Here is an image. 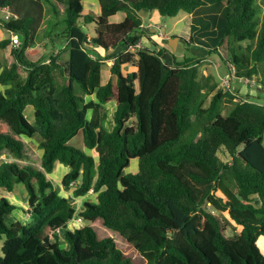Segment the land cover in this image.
Returning a JSON list of instances; mask_svg holds the SVG:
<instances>
[{
  "label": "trees",
  "instance_id": "1",
  "mask_svg": "<svg viewBox=\"0 0 264 264\" xmlns=\"http://www.w3.org/2000/svg\"><path fill=\"white\" fill-rule=\"evenodd\" d=\"M97 1L96 17L83 0H0V27L20 41L14 61L0 66V156L12 158L0 160V190L23 185L29 214L7 225L15 205L0 197V264H264V105L217 89L210 76L203 83L199 69L225 48L235 77L264 89V0ZM141 10L190 15L185 45L203 55L179 62L165 48L129 52L140 41ZM118 12L125 18L110 23ZM56 21L59 34L49 29ZM44 24L50 45L59 37L66 44L32 61ZM102 51L117 53L105 84ZM112 101L108 129L100 113ZM79 131L96 159L68 144ZM35 136L41 154L26 141ZM132 160L137 172L124 173ZM56 163L68 168L64 190L78 182L72 197L92 190L96 199L76 210L47 177ZM74 217L84 226L70 228ZM95 223L118 233L135 258L98 238Z\"/></svg>",
  "mask_w": 264,
  "mask_h": 264
},
{
  "label": "rangeland",
  "instance_id": "2",
  "mask_svg": "<svg viewBox=\"0 0 264 264\" xmlns=\"http://www.w3.org/2000/svg\"><path fill=\"white\" fill-rule=\"evenodd\" d=\"M261 3V1L259 2V4ZM84 4V3H83ZM59 8L60 13L63 10V7L61 5H57ZM140 17L142 19V30L141 28L138 30V32L140 33V40H142V47L143 48H147L150 51H155L158 49V46H156L154 44V42H157L159 45H162L165 47V49H168L171 51V53L174 55V57L176 58L177 61L181 62L184 60V58H195L198 57L197 55H203V50H197L195 51L193 48L188 47L185 45V38L187 39L190 36L189 33V21H190V15H186L183 13L178 14L176 17L174 18H162L157 11H148V10H141L140 11ZM261 12V11H260ZM260 12L257 10V17L261 18V14ZM187 16H189V21L187 19ZM118 18L119 21H118ZM51 21V20H50ZM121 21V15H119L118 17L114 18L112 20L111 23H119ZM57 23V21H56ZM45 24L46 21H45ZM44 24V26H45ZM42 27L39 31L38 34V38L39 40L37 41V45L36 48L37 50L42 53L44 52L45 48H50L51 46L55 49H63V47L66 44V40L62 37L56 38L54 39L53 43L50 45V41L49 38L44 36L45 34V27ZM63 26L60 23H57L54 26H50V31H53V33L59 34L62 30ZM94 24H88L85 26V32L88 33V35L92 36L94 35ZM160 28H163L164 31L162 32L164 35L162 36V38H165V36L168 39H172L175 38L176 40H173L171 43V45L173 46V50L171 49V46L169 45V40L167 41L166 39H161L158 37V35L160 34ZM11 37V34L6 31L5 29L0 27V40L3 37ZM148 35L151 37H148ZM40 36V37H39ZM159 38V39H158ZM178 38V39H177ZM8 40V39H7ZM4 41V40H1ZM0 41V42H1ZM12 50V46L10 45ZM3 50V51H1ZM116 51H119L116 50ZM3 53V57H0V66L2 65L1 62L4 63V61L6 62V65H8L9 62H13L14 59L13 57L10 55H8V52H6L4 49L0 48V54ZM116 52H109L105 55H101V56H105L106 61H104V65L102 66L101 69V81L103 84H105L106 80H108L110 77V67L112 65V58L114 55H116ZM167 55H170V53L168 52ZM220 56V57H219ZM219 56L218 55H212L210 57H207L205 60L201 61V63L199 64L200 67V75H201V79L202 82H206L207 76L211 77V82H216L217 83V89H220V84H221V80L226 76V74L228 73L229 68L223 63V59L222 58H227V51L225 50V48H220L219 50ZM39 56H34L33 60L37 59ZM125 70L132 72V71H136L135 67H129V68H125ZM21 76L24 77L25 74L24 72L21 71ZM106 79V80H105ZM263 85H264V80H262ZM240 90L242 92H240ZM74 91L77 95H81L80 94V90H79V85L78 84H74ZM231 91L237 93L238 98H245L246 96L244 95H248L250 97H255L258 98V102H260L261 104L264 105V89H261V86L259 85H253V87H248L247 84L245 82H243L241 79H238L235 77V79L232 82V87H231ZM244 94V95H243ZM89 100H94V96H85V101H89ZM115 106V102H109L104 106L103 111H101L100 116L104 117L103 122L105 123V127L108 129H111L113 126V120H112V114H113V109ZM24 115L27 119V121L30 124L34 123V111L32 109V107L28 106L26 107L25 111H24ZM91 117V112H89L87 114V119H90ZM134 124V120H130L128 122V125ZM40 140L39 136H35L33 139H28L26 140L27 143L29 145H31V147L39 154V152L41 153V150L37 149V141ZM68 144L76 147L78 149H82L84 148L83 145V135L82 132L79 131L75 136H73L69 141ZM87 154L92 155L95 159L97 158V154L96 152L93 151H85ZM0 160H12V158L10 156L7 155H2L0 156ZM67 167H65L63 164L61 163H57L53 169V171L49 174V180L53 183L54 188L60 193V195L62 196H66L69 198V200H71L70 202L72 203V206L76 209V210H80L83 206V203L85 201H83V199L80 201V199L78 198H73L72 197V192H73V188H70L69 190H64L61 186V179L65 173ZM138 169V161L137 160H132L130 162V165L127 169H125L124 173H135L137 172ZM87 197H90L91 199L94 200V198H96L95 194H93V192H90L86 195ZM0 197H5L6 199H8L11 203H13L15 205V210L13 211V213L6 217L5 219V223L7 225H10L11 223L18 221L20 223H24V221H26L28 219V214H26L25 210L28 209L27 207V192L25 191L23 185L18 184L15 186L14 190L12 193H8L4 190H0ZM82 198V197H79ZM252 200L254 201V203L257 202V198L256 197H252ZM222 223L224 224V228H225V235L226 236H233V234L235 233V226L234 224L228 220L226 217H221ZM221 223V224H222ZM222 224V226H223ZM76 227H82L84 224H73ZM73 226V227H74ZM94 228L97 232L98 238H105V237H111L113 238V240L116 242L117 246L123 250L124 252H126L127 254H129L130 256H132L133 258H135L133 252L131 251V249L128 248L127 244L125 243V241L121 238V236L113 231H110L106 228H104L102 225L95 223L94 224ZM58 236L60 238V241L63 243L64 241V233L62 231L58 232ZM2 244V241L0 242V246ZM63 246H65L63 244ZM260 246L264 249V246L262 244V242H260Z\"/></svg>",
  "mask_w": 264,
  "mask_h": 264
},
{
  "label": "crops",
  "instance_id": "3",
  "mask_svg": "<svg viewBox=\"0 0 264 264\" xmlns=\"http://www.w3.org/2000/svg\"><path fill=\"white\" fill-rule=\"evenodd\" d=\"M83 5H84V13H92V14H94L96 17L100 14V7H99V3H98V1L97 0H83ZM140 13L141 12H139V16H140ZM119 15H121V21L125 18V14L124 13H121V12H118L116 15H114V16H112V17H110L108 20H109V22L111 23L112 22V20L114 19V18H116V17H118ZM119 19L120 18H118V21H119ZM187 19H188V21H189V16H187ZM191 19V18H190ZM120 21V22H121ZM189 24H190V21H189ZM142 26H143V24H142ZM45 27V26H44ZM188 29H189V26H188ZM141 30H142V28H141ZM164 31V29L163 28H160V33L161 34H159L158 35V37L160 38V40L162 39H166L167 40V37L165 36V38H162V36L164 35L162 32ZM142 32H143V30H142ZM94 35H88V37L89 38H91V37H93ZM148 37H150L149 35H148ZM151 38V37H150ZM158 38V39H159ZM185 38V40L187 41L188 39L186 38V37H184ZM7 39H9L10 40V35H9V37H3L1 40H7ZM178 39V38H177ZM0 40V41H1ZM169 40V39H168ZM167 40V41H168ZM139 44L142 46V40H140L139 41ZM154 44L156 45V46H158V48H165L164 46H162V45H159L157 42H154ZM10 43H9V45H7L5 48H1V49H4L6 52H8V55H10L11 54V47H10ZM12 46V45H11ZM38 46V45H37ZM52 48V46L50 47V48H45V50H44V52H42V53H40L39 52V54H38V56H41V55H43V54H46V53H48V51L50 50ZM1 51H3V50H1ZM172 51H174L173 49H172ZM109 52H111V51H109ZM109 52H104V51H102V52H100V54L101 55H105V54H107V53H109ZM3 53H1L0 54V57L2 56L3 57ZM39 58V57H38ZM37 58V59H38ZM37 59H35V60H37ZM31 60H33V59H31ZM35 60H33V61H35ZM2 64H5L6 62L4 61V63L3 62H1ZM12 62H9L8 63V65H10ZM127 69V68H126ZM110 77V76H109ZM106 80V79H105ZM107 81V80H106ZM101 83H102V81H101ZM103 84V83H102ZM240 92H242L241 90H240ZM244 95V94H243ZM114 109H115V106H114ZM114 109H113V111H114ZM39 141H37V143H38ZM36 143V144H37ZM81 150H83V151H85V149L84 148H82ZM39 154H41L40 152H39ZM57 164V163H56ZM68 172V168H66V170H65V173H64V175L66 174ZM63 175V176H64ZM49 175H47V177H48ZM49 178V177H48ZM66 197V196H65ZM96 197V196H95ZM66 198H68V197H66ZM74 198V197H73ZM69 199V198H68ZM78 199H80V201L83 199V201H94L96 198H94V200L93 199H91L90 197H87V196H85V197H82V198H78Z\"/></svg>",
  "mask_w": 264,
  "mask_h": 264
},
{
  "label": "built area",
  "instance_id": "4",
  "mask_svg": "<svg viewBox=\"0 0 264 264\" xmlns=\"http://www.w3.org/2000/svg\"><path fill=\"white\" fill-rule=\"evenodd\" d=\"M5 12V16L8 17L9 16V13L7 11H4ZM12 45L13 46H18L19 45V41L17 40L16 37H12ZM136 48L139 47L138 45L135 46ZM235 79V71L234 69H232L231 71L228 72V74H226V76L221 80V88L226 91V90H230L231 87H232V81ZM243 82H245L247 85L251 83V85H255V80H245V79H242ZM76 185L75 182H73L71 184V186H74ZM82 224L83 223V220L80 218V217H74L72 219V221L70 222L69 226L70 228H78L76 226H74L73 224ZM74 226V227H73Z\"/></svg>",
  "mask_w": 264,
  "mask_h": 264
},
{
  "label": "clouds",
  "instance_id": "5",
  "mask_svg": "<svg viewBox=\"0 0 264 264\" xmlns=\"http://www.w3.org/2000/svg\"><path fill=\"white\" fill-rule=\"evenodd\" d=\"M6 11H7V10H6ZM141 28H142V25H141ZM10 34H11V37H10L9 43L12 45V37H16L17 40H18V37H17L16 35L12 34V33H10ZM160 34H161V33H160ZM89 39H90V38H89ZM172 39H175V38H172ZM18 41H19V40H18ZM8 45H9V44H8ZM19 45H20V41H19ZM19 45H18V46H13V45H12V47H13V48H17V47H19ZM136 45H138L139 47L136 48V47H135ZM135 46H134V47L127 48V50H128L129 52L133 53V52H136L137 50L143 48V47L139 44V42L136 43ZM157 50H159V48H158ZM171 50H172V49H171ZM111 52H114V51H111ZM32 61H33V60H32ZM232 69H233V68L229 69L228 72L231 71ZM234 71H235V69H234ZM227 74H228V73H227ZM241 80H242V79H241ZM232 82H233V81H232ZM220 89H222V88H221V84H220ZM230 90H231V89H230ZM0 158H1V157H0ZM72 183H73V182H72ZM72 183H71V184H72ZM75 183H76V185H77L78 182H75ZM71 184H70V188L76 187V185L71 186ZM90 192H93V191L90 190ZM90 192H89V193H90ZM27 214H28V213H27ZM28 216H29V214H28ZM82 224H84V221H83ZM83 226H84V225H83ZM83 226H82V227H83ZM78 228H80V227H78Z\"/></svg>",
  "mask_w": 264,
  "mask_h": 264
},
{
  "label": "water",
  "instance_id": "6",
  "mask_svg": "<svg viewBox=\"0 0 264 264\" xmlns=\"http://www.w3.org/2000/svg\"><path fill=\"white\" fill-rule=\"evenodd\" d=\"M173 40H176V39H169V45L171 46L172 49H174L173 46L171 45V44H172L171 42H172Z\"/></svg>",
  "mask_w": 264,
  "mask_h": 264
}]
</instances>
